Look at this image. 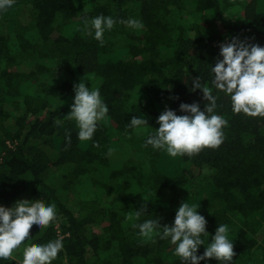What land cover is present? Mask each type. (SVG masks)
<instances>
[{"label":"trees","instance_id":"obj_1","mask_svg":"<svg viewBox=\"0 0 264 264\" xmlns=\"http://www.w3.org/2000/svg\"><path fill=\"white\" fill-rule=\"evenodd\" d=\"M101 14L142 27L117 23L101 45L82 32L85 17ZM234 37L264 47V0H15L0 13V205L54 203L57 213L3 264L57 238L64 248L53 264H181L167 240L132 224L171 226L183 202L199 207L209 243L228 225L232 264H264V117L234 114L212 85L220 45ZM196 78L228 122L222 144L177 157L145 147L166 109L204 110ZM82 80L109 106L86 142L66 117ZM140 115L153 129L127 128ZM142 206L139 220L126 219Z\"/></svg>","mask_w":264,"mask_h":264},{"label":"clouds","instance_id":"obj_2","mask_svg":"<svg viewBox=\"0 0 264 264\" xmlns=\"http://www.w3.org/2000/svg\"><path fill=\"white\" fill-rule=\"evenodd\" d=\"M14 3L15 0H0V13L12 8ZM82 22L83 34L91 36L101 45L104 43V33L111 31L117 23L129 29L142 27V22L137 19L117 21L103 14L91 19L85 17ZM219 55L222 59L211 66L214 88L229 97L234 114L264 117V47L234 37L230 42L220 45ZM192 83L193 90L200 89L203 92L206 101L204 110L200 109L198 103H181L179 110L186 113L184 115L166 109L157 118L158 129L148 132L145 147L151 146L153 150H163L171 157H177L198 154L205 148H217L222 144L223 128L228 122L222 115L216 114L217 96L213 94V88L202 86L200 78L193 79ZM74 92V102L66 117L75 122L78 140L90 141L97 131L98 123L106 119L109 106L101 97L99 88H89L83 80L74 85ZM56 127L60 128L62 124L57 122ZM145 127L151 128L143 115L134 116L127 125L128 129L134 130ZM198 208L183 202L176 209L171 226L161 227L157 219H148L133 223L132 227L138 228L144 237L167 240L174 246V255L181 264H200L209 259H215L218 264H232L235 253L228 225L218 224L209 243L207 221L199 214ZM145 212L146 206H142L126 219L139 220ZM56 216L54 203L18 201L11 207L0 205V264L13 260L14 253L26 241H30L29 234L34 226L40 231L46 229L55 222ZM201 245L205 246V250L202 255H198ZM63 248L62 238L46 244L25 246L19 264H53Z\"/></svg>","mask_w":264,"mask_h":264}]
</instances>
